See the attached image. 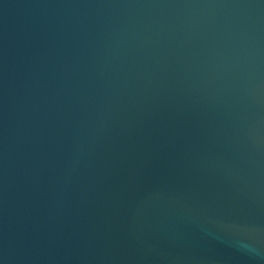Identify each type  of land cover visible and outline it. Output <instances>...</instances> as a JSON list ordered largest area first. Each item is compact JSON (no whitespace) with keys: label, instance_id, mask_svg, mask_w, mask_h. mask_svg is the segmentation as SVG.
I'll list each match as a JSON object with an SVG mask.
<instances>
[{"label":"water","instance_id":"1","mask_svg":"<svg viewBox=\"0 0 264 264\" xmlns=\"http://www.w3.org/2000/svg\"><path fill=\"white\" fill-rule=\"evenodd\" d=\"M0 264H264V0H0Z\"/></svg>","mask_w":264,"mask_h":264}]
</instances>
